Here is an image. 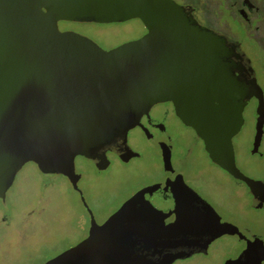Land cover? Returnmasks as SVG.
<instances>
[{
  "label": "water",
  "instance_id": "95a60500",
  "mask_svg": "<svg viewBox=\"0 0 264 264\" xmlns=\"http://www.w3.org/2000/svg\"><path fill=\"white\" fill-rule=\"evenodd\" d=\"M191 14L173 0H0V197L28 162L45 175H65L76 189L77 156L95 161L116 151L140 118L165 101L214 163L236 170L231 138L254 96L258 140L263 93L251 68L244 81H229L239 64L224 57H235L230 48L237 47L246 60L240 44ZM133 18L147 32L110 50L57 26ZM136 197L101 225L89 211L87 237L44 264H169L193 253L168 243L166 230L130 219Z\"/></svg>",
  "mask_w": 264,
  "mask_h": 264
},
{
  "label": "flooded vegetation",
  "instance_id": "af4514ba",
  "mask_svg": "<svg viewBox=\"0 0 264 264\" xmlns=\"http://www.w3.org/2000/svg\"><path fill=\"white\" fill-rule=\"evenodd\" d=\"M173 1L191 9L192 16H188V19H194L198 25L224 35L232 41H237L234 35L229 32L227 25L221 23L222 21H218V24L205 22L199 6L205 5L207 0H198L197 3L189 0ZM223 1L228 3L237 17L250 28L259 9L250 0ZM252 27L253 30H258L257 26ZM60 31H72L82 35L70 28H64ZM146 32L147 29L144 26V32L136 39L142 37ZM237 50V47L235 50L230 48V52L235 51V57L233 55L224 57L229 62L239 64V68L236 64L231 69L230 82H237L238 77L244 81V75H248L250 68L254 71L252 61L247 53L242 49L249 61L238 57ZM177 61V64L182 66L181 59L178 58ZM190 65H192V61H190ZM261 91L263 93L262 88ZM251 101H254L257 106V98L254 96L245 102L239 118L240 128L231 138L236 167L233 172L210 159L203 140L196 135L193 128L180 120L171 101L153 105L148 113L140 118L139 123L128 131L125 140L116 151L108 150L101 159L95 161L77 156L74 159V171L77 176L73 179L76 181V189L68 177L62 174L57 175L63 177L78 195L79 202L88 215V231L91 219L89 211H91L95 222L101 225L127 200L137 195L131 208L133 217L130 219H134L144 228L164 229L167 231L166 241L168 243L177 248H183L187 252L193 250V253L176 257L169 264H186V260L194 255L203 259L200 264H264V161L240 164L234 143L245 122L244 110ZM257 117L255 108L254 132L249 148L251 154L258 152L264 135L263 119L260 136L258 140L256 139ZM171 125L177 129L182 128L189 136L192 134L195 139L200 141L211 165L208 169L212 170L214 175H207L209 171L202 166L189 165L188 157L192 150L189 140L183 143L181 151H174L173 138L170 132ZM144 138L155 144L159 154V159L152 165L154 174L141 179L136 186L130 187L131 189L128 190L127 187L129 186L126 185V180H115L113 187L125 186L126 191L123 197L117 199V205L111 208L104 218L98 220L94 215L95 211L100 208L105 200L100 197H95L91 201L86 199L82 186L87 174L84 172L85 169L90 167L89 173L97 176L115 167L131 164L136 159H142V152L139 150L137 142ZM6 199L7 191L4 197H0V203L4 207L7 203ZM33 212V208L28 211V213ZM21 215L17 218L18 221H22L26 216ZM14 220L13 215L3 213L0 207V224L2 226L10 227L15 223ZM87 235L88 232L85 237Z\"/></svg>",
  "mask_w": 264,
  "mask_h": 264
},
{
  "label": "rangeland",
  "instance_id": "374dc122",
  "mask_svg": "<svg viewBox=\"0 0 264 264\" xmlns=\"http://www.w3.org/2000/svg\"><path fill=\"white\" fill-rule=\"evenodd\" d=\"M250 1L259 9L250 28L223 0H207L206 4H201L199 8L203 12L205 22L218 24V21H222L221 23L227 25L229 32L251 59L257 83L264 93V0ZM252 26H257L258 30H253ZM64 28L78 31L103 49L114 48L134 40L144 32V25L137 18L108 23L60 21L58 29ZM255 108L254 101L245 108V122L234 141L240 164L264 161V135L258 152H249L254 132ZM184 131L171 125L174 151H181L183 143L189 140L192 148L188 157L189 165L202 166L209 171L207 175H214L215 173L208 169L211 165L200 141ZM137 143L142 152V159H136L131 164L115 167L97 176L89 173L90 167V170L85 169L87 174L82 186L86 199L91 201L100 197L105 200L95 211L94 215L98 220L104 218L108 211L117 205V199L123 197L126 191L125 186L113 187L115 180H126L128 190L136 186L141 179L154 174L152 165L159 159L155 144L145 138ZM6 201V208L1 203L0 207L3 213L13 215L16 221L14 220L15 223L10 227L0 224V264H44L51 257L76 245L88 232V215L76 192L63 177L57 174L45 175L32 162L26 163L17 172L7 190ZM32 208L34 212L28 213ZM20 214L26 215L22 221L17 219ZM201 261L203 259L200 256L194 255L185 263L200 264Z\"/></svg>",
  "mask_w": 264,
  "mask_h": 264
}]
</instances>
